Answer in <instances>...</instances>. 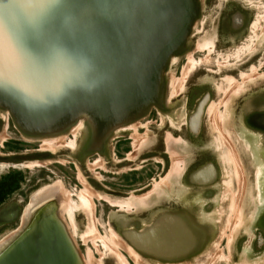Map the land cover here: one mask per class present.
<instances>
[{
	"label": "rangeland",
	"instance_id": "obj_1",
	"mask_svg": "<svg viewBox=\"0 0 264 264\" xmlns=\"http://www.w3.org/2000/svg\"><path fill=\"white\" fill-rule=\"evenodd\" d=\"M196 1L198 15L184 46L160 73V105L111 129L100 142L83 119L57 135L28 137L14 125L10 113L0 108V178L12 170L22 177L19 188L0 202V218L13 213L10 221H0V241L20 226L34 190L60 182L61 194L74 214L72 220L67 213L63 215V224L68 225L63 230L82 264H264V222L260 220L264 215V130L260 129L264 127V0ZM227 6L234 11L224 37L233 39L231 30L239 27L242 16L247 22L233 43L223 45L216 41L220 39L217 20ZM258 16L261 19L254 27H259L252 30L251 23ZM243 46L234 57V50ZM193 116L204 146L213 153L208 166L214 160L216 169L206 182L212 192L182 201L194 205L185 214L189 218L186 234L177 227L178 215L183 218L177 211L169 214L170 225L153 246L134 242L129 233H139L158 215L156 223L162 222V211L152 212L149 218L153 220L139 219V213L151 205L147 196L153 195L140 196V184L150 183L163 163L154 151H161L164 131L186 135L185 124ZM166 140L174 155L170 167L177 162L182 173L186 161L180 165L169 147L173 140L169 135ZM187 150L192 148L183 151ZM44 152L51 154L49 162L29 157ZM16 156L25 158L11 159ZM156 161H161L159 166ZM129 168H137L136 174ZM189 189L178 177L170 180L166 190L178 201ZM82 195L91 200L89 208L84 207ZM139 196L146 203L138 202Z\"/></svg>",
	"mask_w": 264,
	"mask_h": 264
},
{
	"label": "water",
	"instance_id": "obj_2",
	"mask_svg": "<svg viewBox=\"0 0 264 264\" xmlns=\"http://www.w3.org/2000/svg\"><path fill=\"white\" fill-rule=\"evenodd\" d=\"M198 9L196 0H0V108L28 137L83 119L100 142L160 105V73ZM50 213H37L0 264H82ZM164 228L128 238L153 246Z\"/></svg>",
	"mask_w": 264,
	"mask_h": 264
},
{
	"label": "flooded vegetation",
	"instance_id": "obj_3",
	"mask_svg": "<svg viewBox=\"0 0 264 264\" xmlns=\"http://www.w3.org/2000/svg\"><path fill=\"white\" fill-rule=\"evenodd\" d=\"M233 11L230 12V9L228 11V6L224 7L223 12H222L223 15H220V17L217 20V25H218L217 32H218V35L220 36V39L219 40L217 39L216 41H219V43H223V45L233 43V40H235L238 37L239 33L242 31L241 29L244 27V25L247 22L245 20V18L242 16L241 17V24L239 25V27H237L235 30H231V32L233 33L232 34L233 39H228V38L224 37L223 32L226 31V29H228L229 26L230 27L232 26L231 22H230L231 21L230 15H231V13H233ZM257 19L260 20L261 16H258V18H256L253 21L251 20L252 21V23H251V29L252 30L255 28L257 29L259 27V26L254 27V23ZM237 20L238 19L234 18V22H236ZM259 25H260V21H259ZM240 48H245V46L238 47L237 49H235L234 52L232 53V55L234 57H235L234 53L236 52V50H238ZM190 124H191V122H189V124H185L184 130H185L186 135L181 134V136H180L179 134H176L175 131H164L163 132L164 134H163V137L161 140L162 149H161V151H154V154H153V155L157 154L163 160L161 171L159 174H157L156 176L151 178L152 183L150 182L148 184H140L141 187L139 189V191L142 190V193L139 194L140 196H144L143 194H146L149 192L151 194H153L150 199H148L150 196L149 197L147 196V201H148L147 205L148 204L149 205L151 204V205L148 207V209L146 208L145 210H143L139 213V219H141V220L152 219L153 220V218H149L150 214L152 212L157 213L159 211H162L160 214H163L162 215L163 217L160 218V219H162L161 220L162 222L160 224L162 225V227H166L167 224L170 225L169 214L179 211V213L183 216L184 219L180 215H178V218L180 221H179V226H177V227L183 229L184 233L189 232L188 230H186V229H188L186 225L189 223V222H187L189 220V218H186L185 214L190 212L192 210V208L194 207V205H190V204L185 205L184 203H182V201H185L187 196L190 197L194 194H197L198 196H201V197L208 196L212 191L209 190L210 187H208V185H206V182L211 180L213 173L215 172V169H216L214 160H209L211 163V166L210 167L208 166V159H212L213 153H209L208 149L204 146V140H203V136L201 134V128L198 126L195 128V126L190 125ZM260 129L264 130V127L260 128ZM175 130L176 131L179 130L180 132H183L182 128H178ZM192 132H194L195 134H193ZM167 135H169L171 137V139L173 140V142L170 143V146H169L170 150L176 154L175 157L180 159V161H181L180 165H182V161H186V167L182 173H180V170H181L180 169L178 171L177 175L175 174V176L172 175L168 179H165V177L167 176V172H169L168 170H170V168H171L170 166H171L172 159L174 156L173 154H172L173 156L171 155L170 151L167 148V140H166ZM177 144H186L187 147H185V148H192V150L191 151L187 150V152H184L183 150H185V148L179 147V146H177ZM131 146H132V144H131ZM12 148H14V147H12ZM124 148L126 149L127 147H124ZM126 151H128V149H126ZM127 154H131V151H129ZM29 157H34V158H37L39 160H44V161L47 160L45 162H49L48 159L51 157V154L47 153V152L36 153V154H32ZM24 158H23V156L22 157L16 156V157H13L11 159H13V160L14 159L15 160L16 159H22L23 160ZM123 160H128V158L125 157V158H123ZM156 162H158L157 163L158 166L161 163V161H156ZM20 165L23 166L24 164H20ZM26 167H27V165H26ZM205 168H206V170H202ZM128 170L131 171V174L134 175V174H136L137 168H129ZM13 171L14 170L3 175L0 178V181L3 179L4 176L11 174ZM178 177H179V180L181 183L188 185L191 189H189V191L185 195L186 197L184 199H180L178 201H175V197H172L171 194L169 195V193L166 189H167V186L169 187L170 180L172 181ZM193 177H195L196 179H193ZM76 179H78V178L76 177ZM131 180H132V178L129 179V181H131ZM19 184H20V182H19ZM193 185H195L194 187H196V188L192 189ZM162 187L164 189H162ZM18 188H15L11 192H8L5 194L8 195V194L12 193L14 190H17ZM38 188H40V187H38ZM159 188H161V189H159ZM197 188H199V190H197ZM29 201H30V198H29ZM159 216H161V215H158L157 218H159ZM12 218H13V213H10L8 216L1 217L0 218L1 224L10 221ZM155 220H154V222L151 221L150 224L146 225L145 228H139V230H138L139 234H141V236H143L147 232V230H149V228H155L157 226H161L160 224L156 223L159 220H157V221H155ZM260 220L264 222V215L261 216ZM172 229H176V227L173 226ZM140 240L143 241V238L141 237ZM219 260H221V259H219Z\"/></svg>",
	"mask_w": 264,
	"mask_h": 264
},
{
	"label": "bare ground",
	"instance_id": "obj_4",
	"mask_svg": "<svg viewBox=\"0 0 264 264\" xmlns=\"http://www.w3.org/2000/svg\"><path fill=\"white\" fill-rule=\"evenodd\" d=\"M183 74H185V73H183ZM196 120H197V118L194 117L191 120L192 122L190 121L191 122L190 125L195 126V128L198 126ZM198 121H199V119H198ZM79 122H82V120H80ZM179 170H180L179 163L178 164H177V162L173 163V165H172L171 169L169 170V172L167 173L166 177L169 176L170 172H172L173 175L175 176V174H177ZM60 184H61L60 182L59 183L58 182H54V183H51V184L49 183V184L43 185V186H41L40 188H38L37 190H35L31 194L30 201L25 205V207L23 209V213L21 215L20 226L17 229L13 230L8 236H6L5 238H3L0 241V256L2 255V253L5 250H8L12 245H14V243L23 235V233H25V231L30 229L31 225L33 224L34 220L37 217V213H39V212L41 213V211L44 210V209H48L51 212L50 213L51 216L52 217L54 216L53 219H55L57 222H59L61 224V226L63 227V229H65V230L67 229L68 225L66 224V222H65V224L67 226L63 224V222L65 221L64 218H63V215H65V213H67L66 215H69L71 220H72L74 214H73V212L71 213L72 207H69L68 205H66V201L67 200L61 194V187H60L61 185ZM62 189H63V187H62ZM85 196H86V194H85ZM85 196L82 195L81 199H82L84 207L89 208L91 200L89 201L88 198H86ZM88 196H89V194H88ZM138 200L143 202V203H146V199L143 198V197L139 196L137 201ZM70 202H72V201H70ZM110 204L114 205V206H119V207L123 206L122 203L119 202V201H110ZM75 210H77V209H75ZM90 210H91V208H90ZM61 219H62V221H61ZM105 243H106V241H105ZM125 264H127V263L125 262Z\"/></svg>",
	"mask_w": 264,
	"mask_h": 264
},
{
	"label": "trees",
	"instance_id": "obj_5",
	"mask_svg": "<svg viewBox=\"0 0 264 264\" xmlns=\"http://www.w3.org/2000/svg\"><path fill=\"white\" fill-rule=\"evenodd\" d=\"M21 178V174L17 171H13L11 174L3 177V179L0 181V202H2L6 196L5 193L11 192L13 189L19 187Z\"/></svg>",
	"mask_w": 264,
	"mask_h": 264
},
{
	"label": "crops",
	"instance_id": "obj_6",
	"mask_svg": "<svg viewBox=\"0 0 264 264\" xmlns=\"http://www.w3.org/2000/svg\"><path fill=\"white\" fill-rule=\"evenodd\" d=\"M130 247L135 251V249L130 245Z\"/></svg>",
	"mask_w": 264,
	"mask_h": 264
}]
</instances>
